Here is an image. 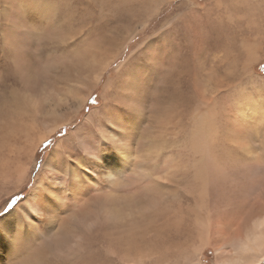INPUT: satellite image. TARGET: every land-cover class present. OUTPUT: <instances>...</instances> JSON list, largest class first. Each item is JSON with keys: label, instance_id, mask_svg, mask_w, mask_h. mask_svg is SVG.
Listing matches in <instances>:
<instances>
[{"label": "rangeland", "instance_id": "obj_1", "mask_svg": "<svg viewBox=\"0 0 264 264\" xmlns=\"http://www.w3.org/2000/svg\"><path fill=\"white\" fill-rule=\"evenodd\" d=\"M259 2L250 0L242 3L240 0V3H234L238 7L231 12V3L227 0H70L69 5L63 8L59 0H0V220L20 210L41 178L55 148L59 147L60 157L68 163L69 154L73 158L83 156L75 142L78 128L85 127L95 139L100 131L99 125H110L103 115L97 117V112L106 108L109 113L125 121L130 120L133 127H137L128 137V144L133 146L135 143L131 148L140 155L135 167L137 171L141 166H149L154 168V174L165 177L178 169L180 171L182 166V170L190 166L187 174L180 175L177 181V188L186 195L184 200L188 202L197 198L203 185L202 179L207 177V192L211 196L209 205L215 204L214 199L218 200L216 202L222 204L221 209L225 210L223 214L226 213L224 226L228 238L223 245L230 252L235 251L238 238L262 217V212L249 200L254 196L253 190L264 186V167L258 170L253 159L248 157L252 154L245 151L251 149L264 158V120L258 123L257 134L247 131L243 136L242 143H249L248 147L233 144L236 133L231 130L234 128L231 121L234 123L239 112L236 109L237 97L248 90L252 97L264 94V11L257 10ZM250 21L255 25L249 26ZM132 35L133 38L123 48L121 45ZM250 49L260 55L259 59L238 75L242 73V62ZM25 52L28 55H23ZM105 58L108 64L103 80L96 84L91 60L104 62ZM240 80L243 81L240 83ZM77 94L89 98L83 108H79L74 99ZM15 97L32 103L37 120L31 122V126L27 118L19 116ZM192 97L203 103L200 107L202 111L212 110L208 112V118L212 120L211 125L206 127L207 134L204 133L203 120L197 118L195 140L191 136V124H188L187 117ZM90 102L92 105H88ZM210 106L213 109H209ZM230 112H234L232 116ZM177 114L181 117L180 122ZM74 116L73 124L62 125L39 144L38 138L45 136L46 126L63 123ZM161 124L165 125L162 127ZM181 124L183 127L187 124L185 128L188 131L185 128L182 131ZM62 129H65V134L54 139ZM160 132H164L166 141H163L164 147L160 151L162 155L155 158L148 150L160 143L156 136ZM227 133L233 139L229 137L226 141ZM183 135H187L186 139ZM36 144L39 145L29 160L30 155L22 153L21 149ZM175 144L179 145V152L175 150L178 149ZM192 147L194 152L197 150L193 161ZM40 148L42 151L39 153ZM201 149L205 153L204 158L212 159L209 166L213 167L208 169L206 176L200 164ZM215 161L221 162L226 167L222 168L232 173L230 175L236 173L234 177L241 182L236 191L232 185L221 182ZM18 164L28 166V171L16 188L11 177ZM66 169L61 170L64 178ZM172 169L176 170L172 172ZM230 198L235 199L232 205ZM14 200V207L7 209V204ZM158 222L162 224L164 221ZM236 222L239 229L234 232ZM171 228L174 227L166 228V231L173 233L172 237L165 234L160 241L161 236L156 237L151 231L146 242L149 244L155 239L156 244L152 243V246L161 249L163 257L159 259L162 263L184 264V260L189 258L187 248L193 241L183 232L176 234V230ZM237 256L235 251L231 259ZM216 257L215 248L206 247L202 250L200 262L216 264ZM157 263L149 261V264Z\"/></svg>", "mask_w": 264, "mask_h": 264}, {"label": "bare ground", "instance_id": "obj_2", "mask_svg": "<svg viewBox=\"0 0 264 264\" xmlns=\"http://www.w3.org/2000/svg\"><path fill=\"white\" fill-rule=\"evenodd\" d=\"M241 1L243 3V1L249 2L250 0ZM252 1L254 2L255 0ZM227 2L231 3L230 10L232 12L238 7V5L234 3H240V0H227ZM262 3H264V0H260V2L256 4L257 10L264 11V4ZM241 4H239V6H241ZM233 5L235 8L232 7ZM248 8L250 10V7ZM252 8L253 6H251V9ZM256 8L254 7L255 10ZM248 24L249 26L255 25L251 21L248 22ZM133 35L129 37L124 45H121L123 48L130 42ZM259 56L254 49H250L242 62V73L238 75H242L250 66H253L254 63L258 61ZM106 60V58L102 60L104 62H98L95 59L91 60V65L93 66V70H95L93 80L96 84H99L102 79V75L108 64V60ZM96 65H98L97 69ZM241 81L243 80H240V83ZM244 81H246V79H244ZM248 91H244L239 98L237 97L239 95L237 93L238 95L236 97L238 100L235 99L236 109L239 112L238 117L234 118L236 119L234 123L233 120L231 121L234 127L231 128V130H234L236 133V141H234L233 144L237 145V147H242L243 144V146L248 147L249 143H242L244 141L243 136L246 135L247 131H255V134H257L258 123L264 120V94L260 93L254 95L253 97L255 98H253L251 92L249 93ZM211 93L212 92H209V94ZM232 94L233 93H231V95ZM233 97H235V94ZM15 98L17 104L16 109L18 110L19 116L21 118H27L26 121H28L29 124L35 122L37 120V113L32 109V103L28 104L20 97ZM74 99L79 104V108H83L89 98L88 96L85 98L77 94L74 96ZM186 102L188 104V101ZM190 104L191 108L187 117L189 118L188 124H191V128L189 129L191 131V136L195 140V124L197 118L200 117L203 120V129L205 131L202 130L207 134L208 129L206 127L208 124L211 125L210 120H212H209L208 116L210 114L208 112L212 110L202 111L200 107L203 103L201 104L195 101L194 97L190 98ZM212 106H210L209 109H213ZM101 110V112H97L99 115L97 117L103 115L104 120L106 122L108 121L110 125H103L102 127L99 125L100 131L97 130L98 132L95 135V139H93L94 137L91 136L92 134H90V131L85 127L78 128L79 132L75 142L78 149H81L83 156L81 158H73V156L68 153L70 156V163H68L60 157L59 147L55 148L45 165L41 178L37 180L20 210L14 211L0 220V264H149L151 260L159 262L157 264H169L160 261L161 259L159 258L163 257L160 254L161 249L159 248V250L152 246L155 239L151 240L149 244H147L148 241L146 242L147 235L152 234L151 231H154L153 233H155L156 237L161 236L160 241H162V236L165 234H173L166 231V228L169 227H174L171 228V230L175 229L176 234L183 232L186 237L193 241L187 248V256L189 258L184 260V264H202L200 262V257L202 250L206 247L215 248L217 252L216 264H262L264 262V186L259 187L261 189H259L260 191L257 189L259 192L253 190L254 192L252 193L254 196L249 200L257 210L262 212V217L253 224L249 231L238 238V245L235 249L238 256L231 259L235 251L232 252L231 250L230 252L229 249L223 245V241L228 238V233L224 226V216L226 213L223 214L225 210H223V208L221 209L223 206L222 204L220 205L216 202L218 200L215 201L214 199L215 204L209 205V198L211 196L207 192V187L209 188L207 177L202 179L203 185L198 192L197 198L188 202L184 200L186 195L181 192L179 187L177 188V186H179V184L177 185V181L180 175L187 174V171L190 170V166H186L187 168H184V170H182V166L180 171H178V169L173 174L165 176L167 172L164 174L165 177L154 174V168L149 166H141L137 171L135 167H137L138 161H140L138 160L140 155L138 156L135 154L131 148L135 143L133 146L128 144V137L132 136L131 131L136 130L137 127H133V123L130 120L125 121L122 117L109 113L106 108ZM172 110H174V108ZM231 113L234 112H230V115ZM179 115L177 120L180 122L181 117ZM75 117L76 116L60 124L46 126L45 136L43 135L38 138L40 139L39 144L46 136L56 132L62 125L67 123L73 124ZM165 122L167 121L165 120ZM137 123L140 124V120ZM166 125L170 124L167 123ZM185 127H188L187 124L184 127L182 124L180 125L182 131H184ZM176 129L178 130L179 128L177 127ZM30 130L33 129L30 128ZM185 130L187 129L185 128ZM175 134L177 133L175 132ZM179 135V137H181V134ZM156 136L160 139V143L154 148H150L148 153H153L155 158H159V155H162L160 151L163 149L162 146L165 140V134L164 132H160L156 134ZM183 136L185 137V135ZM183 136L182 138L184 140ZM211 136L213 137L212 134ZM229 137L231 136L229 135L226 141L229 140ZM246 139L248 140V138ZM188 143L185 146H187ZM38 145L22 148L21 152L30 155L28 158L30 160V158L33 157L34 149ZM178 146L176 145L175 147L178 148ZM198 147L197 145V148ZM212 147L214 146L212 145ZM193 148L194 147H192V161L193 158H195L194 154L197 152V150L194 152L195 148ZM175 150L178 151L179 148ZM246 150L245 153L252 154L248 155V157L253 159L255 167L261 171L264 167V158L259 157L257 153L251 149ZM200 153L202 155L200 164L203 168V174L206 176L208 169L213 167V165L209 166L212 159L207 157L204 158L205 153L202 149ZM167 157L174 158L171 155H167ZM184 157L182 159H184ZM163 160L165 161L166 158H163ZM177 160L175 159V161ZM171 161L172 159H170V162ZM217 161H215V166L218 173L221 175V182L223 181L226 182V184L232 185V189L236 191L237 187L241 184L238 178L234 177L236 173L234 176L230 175L232 173L229 172V170H224L223 168L226 167L222 166V163ZM136 162L137 164L135 166L134 164ZM64 165H66V167ZM161 166L162 164L160 167ZM170 166L169 168H171ZM177 167H179V165H177ZM62 168H67V172L65 173L66 178L63 177ZM237 169L239 168L237 167ZM175 170L176 169H172V172ZM27 171L28 166L25 164H18L15 168L11 181L16 184V188L20 186V179L22 176L25 177ZM158 171L160 172V170ZM168 171L170 172L171 170ZM247 176H249V174ZM216 184L217 183L214 185ZM230 201V205L235 203L234 198H230ZM160 220L164 222L158 224ZM234 226H236L234 232H237L239 229L237 222L233 227ZM169 237H172V235Z\"/></svg>", "mask_w": 264, "mask_h": 264}, {"label": "snow or ice", "instance_id": "obj_3", "mask_svg": "<svg viewBox=\"0 0 264 264\" xmlns=\"http://www.w3.org/2000/svg\"><path fill=\"white\" fill-rule=\"evenodd\" d=\"M69 3H70V0H59V4L62 6V8L68 6ZM80 36H81V35H80ZM80 36H78V37H80ZM78 37H77V38H78ZM77 38H75V40H76ZM75 40H74V41H75ZM23 55H28V53L25 52V53H23ZM0 63H2V61H0ZM15 203H16L15 200L12 201L11 203H8V204H7V209H10V208L14 207Z\"/></svg>", "mask_w": 264, "mask_h": 264}, {"label": "trees", "instance_id": "obj_4", "mask_svg": "<svg viewBox=\"0 0 264 264\" xmlns=\"http://www.w3.org/2000/svg\"><path fill=\"white\" fill-rule=\"evenodd\" d=\"M88 105H92L91 102ZM65 134V129H62L59 133H57L54 136V139H57L58 137L60 138L61 136H63ZM42 151V148H40L39 153Z\"/></svg>", "mask_w": 264, "mask_h": 264}]
</instances>
